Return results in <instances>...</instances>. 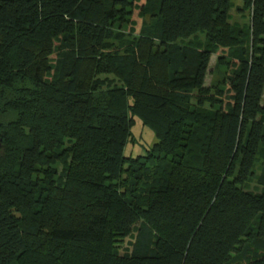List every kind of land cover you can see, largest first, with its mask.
I'll return each mask as SVG.
<instances>
[{
  "label": "trees",
  "instance_id": "obj_1",
  "mask_svg": "<svg viewBox=\"0 0 264 264\" xmlns=\"http://www.w3.org/2000/svg\"><path fill=\"white\" fill-rule=\"evenodd\" d=\"M232 7L0 0V264H264V0Z\"/></svg>",
  "mask_w": 264,
  "mask_h": 264
},
{
  "label": "rangeland",
  "instance_id": "obj_2",
  "mask_svg": "<svg viewBox=\"0 0 264 264\" xmlns=\"http://www.w3.org/2000/svg\"><path fill=\"white\" fill-rule=\"evenodd\" d=\"M233 7L230 10V17L231 21H238L240 23H244L247 21V11H244L242 14L237 13L235 11L236 6L241 5V0H232ZM133 21V24H124L122 27V30L126 31L129 26L133 28L134 32H137L140 24H141V19L137 16V10H133L131 18ZM214 61H215V55H211L209 59V65H208V72L205 75V84L208 85L210 83H214L218 79H220L222 70L217 69L214 66ZM100 77H106L109 80L116 81L115 77L111 75L110 73L107 74H101ZM129 137L125 142V145L123 146V154L125 156H135L144 153L145 149H147L151 143L155 140L152 131L145 127L142 126L139 119L136 117H133L132 119V124L129 128ZM132 233V234H131ZM129 235L125 236L122 240L121 243H119V248L118 251L120 254L128 252L130 249V243L132 241V235L134 233L131 232Z\"/></svg>",
  "mask_w": 264,
  "mask_h": 264
}]
</instances>
